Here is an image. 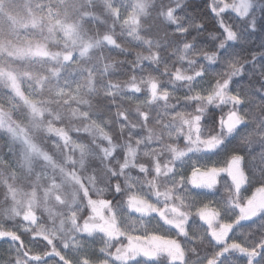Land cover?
<instances>
[{
	"label": "clouds",
	"instance_id": "obj_1",
	"mask_svg": "<svg viewBox=\"0 0 264 264\" xmlns=\"http://www.w3.org/2000/svg\"><path fill=\"white\" fill-rule=\"evenodd\" d=\"M0 264H264V0H0Z\"/></svg>",
	"mask_w": 264,
	"mask_h": 264
}]
</instances>
